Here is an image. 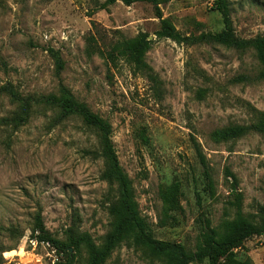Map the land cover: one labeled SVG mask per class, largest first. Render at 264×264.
<instances>
[{"label": "rangeland", "instance_id": "374dc122", "mask_svg": "<svg viewBox=\"0 0 264 264\" xmlns=\"http://www.w3.org/2000/svg\"><path fill=\"white\" fill-rule=\"evenodd\" d=\"M109 0H0V87L24 98L58 95L60 85L108 122L121 167L155 239L196 252L200 236L240 214L264 221V138L219 142L214 133L255 123L264 113L262 67L254 50L211 42L159 39L152 4ZM163 17L184 37L224 30L217 0H159ZM237 38L264 37V0H224ZM141 37L149 49L139 67L124 48ZM50 51L64 64L61 74ZM18 111L0 96V121ZM34 108L20 127L0 124V260L53 264L39 240L68 245L70 229L102 246L112 229L116 187L103 179L98 133L84 119ZM33 243H36L34 247ZM56 250V264L67 254ZM72 264H88L85 250ZM235 254L264 264V235ZM34 256L37 258H34ZM23 260V261H20ZM106 264H164L146 249L120 246ZM209 264L206 260L202 263Z\"/></svg>", "mask_w": 264, "mask_h": 264}, {"label": "trees", "instance_id": "16d2710c", "mask_svg": "<svg viewBox=\"0 0 264 264\" xmlns=\"http://www.w3.org/2000/svg\"><path fill=\"white\" fill-rule=\"evenodd\" d=\"M118 1L127 7L139 2L152 4L155 15L160 20V31L157 34L159 39L170 40L178 45L194 46L203 42H211L238 51L254 50L262 67L260 78L264 80V37L253 40L237 38L224 0L216 1L217 10L220 11L224 20V30L214 36L199 38L184 37L178 32L172 21L163 17L159 0H109L108 3L111 5ZM148 49L146 38L141 37L124 48V55L139 67L146 68L143 57ZM50 54L56 62L57 74L60 75L64 64L58 53L50 51ZM0 96L9 97L18 106V111L13 116L0 121L1 125L20 128L30 121L34 108L44 107L57 110L60 121L68 120L74 116L82 117L85 124L99 135L102 157L106 161L103 179L116 187L117 195L116 200L109 208L113 224L104 244L99 247L91 236L72 229L67 233L69 244H60L48 236L41 218L38 217L35 232H39V240L51 243L66 253V264L73 262L71 249L75 253L82 249L85 250L88 255V264H106L115 250L124 244L146 249L153 257L162 260L164 264H195L206 260L209 261V264H253L251 260H239L235 251L241 249L254 237L264 235V221L258 228L240 214L235 220L225 222L219 231L208 230L203 233L194 253H188L180 244L155 239L139 210L133 183L119 162L112 140L110 124L91 113L86 105L78 102L64 85H60L58 95L24 98L13 85L7 84L0 87ZM256 116L257 121L249 126L228 127L215 132L213 137L219 142L233 141L250 134L260 135L264 138V113H257ZM0 264H2V260H0Z\"/></svg>", "mask_w": 264, "mask_h": 264}, {"label": "built area", "instance_id": "2783aa9c", "mask_svg": "<svg viewBox=\"0 0 264 264\" xmlns=\"http://www.w3.org/2000/svg\"><path fill=\"white\" fill-rule=\"evenodd\" d=\"M33 245H34V247H36V243H33ZM43 246L46 247L49 250V252L52 253V255L48 253V256H50L53 259V262L52 263L53 264H56V262H58V260L56 259L57 258L56 257L57 256L56 250L52 249V247L50 246L49 243H46ZM34 258H36V257L34 256ZM20 261H23V260H20ZM37 263L40 264V260L39 259H37Z\"/></svg>", "mask_w": 264, "mask_h": 264}]
</instances>
